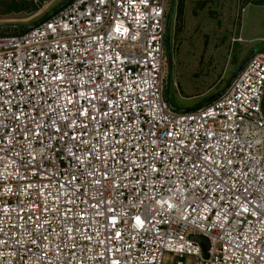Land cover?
<instances>
[{
    "label": "built area",
    "instance_id": "1",
    "mask_svg": "<svg viewBox=\"0 0 264 264\" xmlns=\"http://www.w3.org/2000/svg\"><path fill=\"white\" fill-rule=\"evenodd\" d=\"M168 6L72 0L0 36V264H264V52L173 110Z\"/></svg>",
    "mask_w": 264,
    "mask_h": 264
},
{
    "label": "rangeland",
    "instance_id": "2",
    "mask_svg": "<svg viewBox=\"0 0 264 264\" xmlns=\"http://www.w3.org/2000/svg\"><path fill=\"white\" fill-rule=\"evenodd\" d=\"M63 1L48 0L37 12L0 15V35L36 25ZM176 4L177 0L168 31L172 61L168 105L187 111L220 92L254 49H264V6L242 7L240 0H184L178 18ZM163 77L166 99V64Z\"/></svg>",
    "mask_w": 264,
    "mask_h": 264
},
{
    "label": "water",
    "instance_id": "3",
    "mask_svg": "<svg viewBox=\"0 0 264 264\" xmlns=\"http://www.w3.org/2000/svg\"><path fill=\"white\" fill-rule=\"evenodd\" d=\"M71 1L72 0H65L62 3H60L53 11L48 13L39 23H42V22L46 21L48 18L53 16L55 13H57L60 9H62L64 6H66ZM174 4H175V0H169V6H168L167 14H166V19H165L164 52H165V63H166V67H167V83H166V92H167L166 100H167V103H168V91H169V87H170V77H171V68H172V61H171V55H170V50H169V41H168V31H169L170 18H171L173 9H174ZM39 23H37V24H39ZM36 25H32V26L26 27L24 30H30V29L34 28ZM258 50H259V48L258 49H254L250 54L247 55V57L244 59V61L242 62V64L238 68V70L234 73V75L232 76L230 81L227 83V85L220 92L210 96L202 105L198 106L197 108L192 109V110L182 111V112H191V111L198 110V109L204 107L205 105H207L209 102H211V101L215 100L216 98L220 97L226 91V89L230 86L232 81L235 79V77L239 74V72L245 66L247 61L254 54H256L258 52ZM263 112H264V109H263ZM192 239L200 244L202 252H203V255L206 258L207 257V250H208V246H209L207 239L204 238V237H201V236H194V237H192Z\"/></svg>",
    "mask_w": 264,
    "mask_h": 264
},
{
    "label": "trees",
    "instance_id": "4",
    "mask_svg": "<svg viewBox=\"0 0 264 264\" xmlns=\"http://www.w3.org/2000/svg\"><path fill=\"white\" fill-rule=\"evenodd\" d=\"M46 1L48 0H0V15L7 16L12 13L37 12L39 8L42 6V4ZM240 3L242 7L247 6L249 4H253L255 6H264V0H240ZM183 10H184V0H177L174 14L176 13V15H178V18H181ZM12 31L14 33H11V34L9 33V34L0 35V36H17V35L23 34L27 30L13 29ZM259 52H264V49ZM208 98L209 97H207L206 100Z\"/></svg>",
    "mask_w": 264,
    "mask_h": 264
},
{
    "label": "snow or ice",
    "instance_id": "5",
    "mask_svg": "<svg viewBox=\"0 0 264 264\" xmlns=\"http://www.w3.org/2000/svg\"><path fill=\"white\" fill-rule=\"evenodd\" d=\"M94 118V117H93Z\"/></svg>",
    "mask_w": 264,
    "mask_h": 264
}]
</instances>
